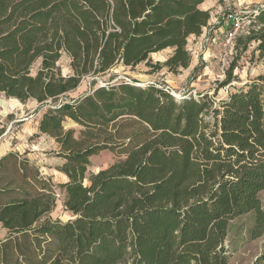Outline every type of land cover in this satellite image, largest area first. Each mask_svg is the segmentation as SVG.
<instances>
[{
	"label": "trees",
	"instance_id": "1",
	"mask_svg": "<svg viewBox=\"0 0 264 264\" xmlns=\"http://www.w3.org/2000/svg\"><path fill=\"white\" fill-rule=\"evenodd\" d=\"M204 1L0 0V95L47 106L36 135L55 142L68 179L54 185L27 152L0 156V264H229L231 221L251 213V238L264 235V73L218 104L131 81L62 100L117 65L188 69L187 41L210 20ZM245 17L235 60L255 43L264 67V5ZM234 63L217 89L232 82ZM102 151L114 161L88 172ZM57 189L66 222L50 217ZM251 264H264V245Z\"/></svg>",
	"mask_w": 264,
	"mask_h": 264
},
{
	"label": "rangeland",
	"instance_id": "2",
	"mask_svg": "<svg viewBox=\"0 0 264 264\" xmlns=\"http://www.w3.org/2000/svg\"><path fill=\"white\" fill-rule=\"evenodd\" d=\"M262 5H264V0H205L203 8L210 12L208 26L210 32L208 37H213V30L220 29L223 32L228 27V23L225 20L227 14L237 13L243 18L244 22H247L248 19L245 17L247 13L256 10ZM221 37L222 33H220L216 41V48H212L210 45L207 47L209 50L208 54L204 53L206 48H199L201 39L196 42L191 41L187 47L191 55L189 69L178 74L168 73L166 69L151 72L144 64H140L133 69L117 65L104 74L84 78L78 89L69 93L62 100L81 96L88 92L92 83L98 86L131 81L163 85L180 96L188 93L198 95L207 93L218 104L226 100L230 92L243 88L264 73L262 62L258 59L255 51V43H251L247 51L235 60V50L232 56L224 57L223 48L220 45ZM168 54L169 50L155 56L154 59L163 60ZM226 60L228 65L224 73H222V63ZM233 62H235V67L232 72V82L228 86L217 89L226 74H228L229 66ZM69 64L70 59L65 54H62L58 61L62 75L66 76L71 73ZM37 67L38 64L32 69L33 73ZM215 90L217 91L215 92ZM37 108L38 104L35 101H28L23 104L16 99L0 95V130H2L0 155L6 151H14L21 155L24 152H29L30 155L27 158L35 163L42 173H46L44 177L53 178L54 184H57L58 179L53 171L58 168L59 161L54 155L57 151L55 150L54 141L44 135H36L38 133V121L47 106H43L40 109ZM63 126L65 129H73L75 134L78 135L80 127L75 123L66 120ZM89 161L90 168L88 172L93 173L107 168L114 161V157L109 151H102L90 157ZM48 174H52V177H49ZM84 184L87 185L88 182L85 181ZM57 194H59V197L51 217L62 222L70 220L71 214L63 207V196L59 191H57ZM260 198L264 210V192L260 193ZM252 226L253 215L251 213L231 221L224 243L229 254V264H251L260 254L264 245V235L260 238L252 239L249 233ZM4 233L5 231L0 227V238L3 237Z\"/></svg>",
	"mask_w": 264,
	"mask_h": 264
},
{
	"label": "built area",
	"instance_id": "3",
	"mask_svg": "<svg viewBox=\"0 0 264 264\" xmlns=\"http://www.w3.org/2000/svg\"><path fill=\"white\" fill-rule=\"evenodd\" d=\"M225 20L228 23V27L225 30H223V32H221L222 37H221L220 45L223 48L224 57L228 58V56H232L234 52V46H235V41L237 37L248 33V26L250 24V21L248 20L247 22H244L243 18L239 16L237 13L227 14L225 17ZM208 26H209V23H208ZM208 26L203 29L204 36H202L201 40L199 41V48H204V49L206 48L204 53L207 51V47L211 44V42L215 41V39H211L210 37H208V34L210 32V28ZM227 65H228L227 60L223 61L222 73H224V70L226 69ZM170 92L177 99L182 98V96L174 93L173 91L170 90ZM188 94L195 95L194 93H188ZM56 197L58 198L59 194H57Z\"/></svg>",
	"mask_w": 264,
	"mask_h": 264
},
{
	"label": "crops",
	"instance_id": "4",
	"mask_svg": "<svg viewBox=\"0 0 264 264\" xmlns=\"http://www.w3.org/2000/svg\"><path fill=\"white\" fill-rule=\"evenodd\" d=\"M203 4L204 3H202L201 5H200V8L201 9H203V10H206V9H204L203 8ZM220 33H221V30L220 29H216V30H213V37H211V39H215V41H213V42H211V44H210V47H212V48H216L217 47V40H218V38H219V36H220ZM202 36H204V30H202V33H201V35L200 36H198V37H195V36H191V37H189V39H188V41H187V47L189 46V44H190V42L191 41H197V40H200L201 38H202ZM201 37V38H200ZM213 44V45H212ZM212 45V46H211ZM169 50V54L168 55H166V57L163 59V60H155L154 59V57L155 56H157V55H161V53H164V52H166V51H168ZM189 50V49H188ZM208 52H209V50H208V48H207V51L205 52L206 54H208ZM172 53V49H165V50H162V51H160V52H158V53H154V54H152L151 56H150V58H151V60H152V63H155V62H164L168 57H169V55ZM148 68V67H147ZM150 69V68H149ZM189 69V68H188ZM151 70V69H150ZM163 70V69H162ZM161 70V71H162ZM187 70V69H186ZM182 71H184V70H182ZM145 84V83H144ZM72 122V121H71ZM45 136V135H44ZM47 137V136H46ZM49 138V137H48ZM51 139V138H50ZM54 144H55V142H54ZM55 150H57V145L55 144ZM7 152V151H6ZM6 152H3L1 155H3V154H5ZM25 153V152H24ZM0 155V156H1ZM30 154H29V152H27V157L29 156ZM29 159V158H28ZM56 159H58V161H59V164H58V166L57 167H60L63 163H64V161L61 159V158H57L56 157ZM57 168H55L54 169V173L56 174V178L58 179V182H57V184H54V180H53V178H50V180H51V182L54 184V185H61V184H65L67 181H68V179L66 178V176L64 175V174H62V173H60V172H58L57 170H56ZM40 172H41V174L44 176L46 173L44 172V173H42V171L40 170ZM97 171H95V172H93V173H96ZM49 175V177H52V174H48ZM57 191H59L60 193H61V195L63 196V202H64V198H65V193H64V191L63 190H61V189H57ZM53 212V211H52ZM51 212V213H52ZM68 212V211H67ZM70 213V212H69ZM71 214V213H70ZM71 216L72 217H70V220L71 219H73V215L71 214ZM50 217H51V214H50ZM52 218V217H51ZM53 219V218H52ZM68 221V220H67ZM63 222H66V221H63ZM0 227H1V225H0ZM4 230V229H3ZM5 231V230H4ZM5 235H6V231H5V233H4V235H3V237L2 238H0V240L1 239H3L4 237H5Z\"/></svg>",
	"mask_w": 264,
	"mask_h": 264
}]
</instances>
